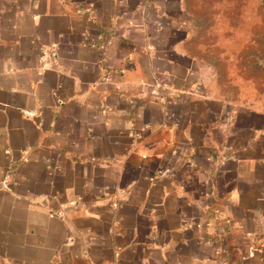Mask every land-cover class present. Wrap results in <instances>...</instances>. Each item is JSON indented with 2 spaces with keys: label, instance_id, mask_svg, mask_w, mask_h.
<instances>
[{
  "label": "crops",
  "instance_id": "obj_1",
  "mask_svg": "<svg viewBox=\"0 0 264 264\" xmlns=\"http://www.w3.org/2000/svg\"><path fill=\"white\" fill-rule=\"evenodd\" d=\"M217 1L0 0V264H264V72Z\"/></svg>",
  "mask_w": 264,
  "mask_h": 264
},
{
  "label": "rangeland",
  "instance_id": "obj_2",
  "mask_svg": "<svg viewBox=\"0 0 264 264\" xmlns=\"http://www.w3.org/2000/svg\"><path fill=\"white\" fill-rule=\"evenodd\" d=\"M213 4L220 10L214 19L220 29L216 36L220 52L229 45L230 55H241L245 70L264 72V0H218ZM201 21L211 24L207 18H199L198 23Z\"/></svg>",
  "mask_w": 264,
  "mask_h": 264
},
{
  "label": "built area",
  "instance_id": "obj_3",
  "mask_svg": "<svg viewBox=\"0 0 264 264\" xmlns=\"http://www.w3.org/2000/svg\"><path fill=\"white\" fill-rule=\"evenodd\" d=\"M3 186L5 187V184H3Z\"/></svg>",
  "mask_w": 264,
  "mask_h": 264
}]
</instances>
